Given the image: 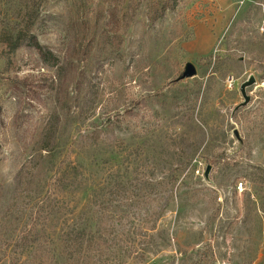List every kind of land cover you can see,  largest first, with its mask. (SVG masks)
<instances>
[{
    "label": "rangeland",
    "instance_id": "rangeland-1",
    "mask_svg": "<svg viewBox=\"0 0 264 264\" xmlns=\"http://www.w3.org/2000/svg\"><path fill=\"white\" fill-rule=\"evenodd\" d=\"M27 2L0 0V264H30L43 205L95 216V190L116 264H264V0Z\"/></svg>",
    "mask_w": 264,
    "mask_h": 264
},
{
    "label": "trees",
    "instance_id": "trees-1",
    "mask_svg": "<svg viewBox=\"0 0 264 264\" xmlns=\"http://www.w3.org/2000/svg\"><path fill=\"white\" fill-rule=\"evenodd\" d=\"M29 1L31 2V0ZM34 1L32 0V3ZM167 2L173 5L172 8L175 7V0H167ZM168 4L163 3V10L168 8ZM32 43L44 60L56 64L57 59L54 54L41 45L36 37L32 38ZM208 60L211 62V57ZM46 136L44 137L45 141L48 139ZM44 150L47 151L48 148H44ZM99 192L95 190L91 202L99 207L94 211L95 216L87 217L84 221L73 220L71 223H67L64 219L61 221L58 214L62 207L58 203L42 206V215L38 218L36 234L31 239L25 237L22 240L23 253H25L23 255L30 259V264H116L110 261L109 255L123 240L115 234L118 223L115 218L116 211L104 210L103 204L100 203ZM149 204L151 205L147 210L149 217L143 223L150 226V230H152L156 220L163 215L165 210L158 209L159 206H156L153 198ZM51 219L56 220L57 223L53 224ZM48 225L52 232L51 237L49 236L50 240H47L44 235ZM135 234L141 235L139 231H136ZM132 235L134 237V234ZM133 239L136 240V238ZM115 260L119 263L118 259Z\"/></svg>",
    "mask_w": 264,
    "mask_h": 264
},
{
    "label": "water",
    "instance_id": "water-1",
    "mask_svg": "<svg viewBox=\"0 0 264 264\" xmlns=\"http://www.w3.org/2000/svg\"><path fill=\"white\" fill-rule=\"evenodd\" d=\"M196 75H197L196 66L193 63L188 62L185 65L184 72L182 73V75L178 79L190 78V77H193V76H196ZM256 82H257V80H256L255 76L254 75H250L248 80H246L245 82L242 83V85H241V93H242V96L244 98V101L236 106L235 111L240 109V108H242V107H245V106H247L249 104V102L251 101V97L247 93V88L250 87V86L255 85ZM209 169L210 168H208V171H209Z\"/></svg>",
    "mask_w": 264,
    "mask_h": 264
}]
</instances>
